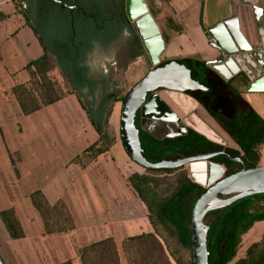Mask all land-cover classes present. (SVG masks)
Here are the masks:
<instances>
[{"label": "trees", "instance_id": "obj_1", "mask_svg": "<svg viewBox=\"0 0 264 264\" xmlns=\"http://www.w3.org/2000/svg\"><path fill=\"white\" fill-rule=\"evenodd\" d=\"M22 1L26 4L23 13L26 24L32 22L30 10L33 2H37V8L41 13L50 11L47 0ZM70 2L77 4L80 0H70ZM118 2L119 0H83V9L87 13V23L92 34L97 35V26H109L106 12ZM31 28L34 34H39L33 24ZM38 40L43 54L37 59L29 60L23 67L28 74V80L17 82L11 88V93L24 116L31 115L63 98L62 91L46 77L49 65L50 63L54 65V61L49 56L48 48L42 38L39 37ZM109 41L105 39L104 43L107 44ZM135 54L133 56H136ZM185 62L196 72L195 79L207 88L206 91L196 90L186 94L203 106L237 148L210 141L189 128L185 133L157 139L141 128L136 113L134 125L143 157L149 162H156L161 159L173 160L224 151L231 156L240 157L246 168L256 167L259 161V149L264 142L263 119L251 109L229 82L223 81L217 74L209 71L203 62L190 59H186ZM85 70L84 67L83 88L85 86L86 88L85 91L83 90V97L88 101L87 104L81 103L75 86L67 85L68 93H77L79 105L98 134V139L73 159V162L82 167L93 162L115 144L116 137L108 130V119L113 104L122 101L125 96V94L120 98L116 96L117 91L114 90L113 83L105 75L97 82L86 79ZM77 75L80 80L82 72L78 70ZM97 84L101 86L102 101L99 103L88 100L89 96L94 95ZM211 162L223 166L224 172H220V177L239 169L238 163L221 155L212 158ZM196 163L190 165L192 167L190 171L195 174L198 182L205 185L202 170L195 165ZM160 176L168 178L162 179ZM126 181L145 206L152 230L123 238L121 240L123 250L132 251L136 264H190V211L203 191L202 186L192 182L183 167L144 170L143 173L132 172L126 175ZM29 200L40 215L45 235L67 233L75 228L71 211L64 201L57 200L51 204L40 190L31 192ZM204 219L208 225L206 241L209 264L231 262V264H264V232L258 240L246 247L243 256L235 259L242 236L254 223L264 220V193L250 195L224 208L209 211ZM0 220L12 239L24 237L21 224L12 208L0 210ZM78 255L80 264H120L112 237H105L82 246ZM56 264H72V261L66 259Z\"/></svg>", "mask_w": 264, "mask_h": 264}, {"label": "rangeland", "instance_id": "obj_2", "mask_svg": "<svg viewBox=\"0 0 264 264\" xmlns=\"http://www.w3.org/2000/svg\"><path fill=\"white\" fill-rule=\"evenodd\" d=\"M12 2L13 9L0 12V22H3L2 26L8 23V25L6 24L8 30H11L12 24L14 25L18 20L21 21L22 19L21 15L23 11L20 0H13ZM124 8L125 1L122 2V0H119L117 10L119 12L124 11ZM150 13L156 21L160 32V18L157 17L158 15L154 11H150ZM6 20L8 21L6 22ZM130 23L132 25V22ZM133 28L136 29L134 23ZM11 36H13V33ZM132 44V50L128 52L129 47L127 41L120 40L118 43L114 44V46H111L108 54L94 58L91 61L92 76L94 79L99 81L104 75L107 76L108 79L110 78L114 90L117 91L116 96L119 98L123 94H126L127 91L152 68L143 45L142 49L144 53L141 51L140 41L136 38ZM134 53H136V56H133ZM14 57L15 56L10 58L7 57V60L9 58L8 61L14 63ZM23 58H27L25 53H23ZM159 61L162 62L161 59H159ZM13 65L14 64L10 66L7 64L6 68L0 66V210L6 208H12L14 210L23 229L24 237L21 239H12L0 220L1 260L4 264H56L63 260L70 259L72 264H80L78 260V251L83 246L81 235L85 228L83 227L82 231H80L81 224L78 223L77 226L79 230L77 229V232L75 231L73 234H71V231L67 233L45 235L43 233L40 215L31 205L28 196L36 184L42 182L44 177L53 173L54 168L59 169L61 167L65 157L60 153L56 158L55 155L51 154V151L55 146L64 147V137L71 132L77 136L83 134L84 119L87 118L86 113L81 106L77 104L72 107L74 110L73 113L69 112L71 111L69 109L60 113L58 111L60 107L54 104L49 107H43L31 115H22L11 93V88L17 82H26L29 77L19 66ZM49 66L50 68L46 72L48 80L62 91L63 97H68L74 101L75 95L68 93V86L64 85L58 76L55 66L51 63ZM100 92L101 86L97 84L94 95L89 96L88 100L95 103L101 102L102 96ZM160 94L165 95L166 92L161 91ZM36 95L38 96V93H36ZM169 95L170 94L167 96ZM188 96L189 99H194L192 96ZM155 101L158 102L157 100ZM83 102L87 104L88 101L83 97ZM121 102L122 101H118L113 104L112 112L108 119V130L116 137L115 144L118 146V151H116V153H121V148L123 149L119 138ZM191 112V109L187 111V113ZM70 113L72 116H69ZM81 114H85V118H83ZM202 114L203 117H206L204 113ZM184 116L187 117L188 114H184ZM140 120L139 116V125L141 123ZM86 123L89 125V120ZM175 123L176 124L173 125L172 123L165 124L161 130H167L168 132L161 134L159 137L162 138L166 136L171 130H173L174 133L176 130L178 131L176 125H178L179 122ZM144 127L149 128L150 125L146 123ZM172 127L174 129H172ZM156 130L157 129H154L153 131ZM55 159H57V161H55ZM195 165L202 170L201 173L203 174V183H205V186L207 183H213L220 178L221 170L217 166L209 164L208 161L197 162ZM183 168L188 174L187 167L183 166ZM144 170L145 169L135 165L130 159L128 160V165L122 169L125 174H131L132 172L143 173ZM160 177H162V179L168 178L167 176ZM129 189L133 193L132 205L135 206V217L137 220L140 218L143 219L144 216H147L146 208L137 198L134 191L131 188ZM48 198L50 197L48 196ZM124 201L126 202L127 200ZM109 211L110 209L108 208L100 213H108ZM90 216V219L94 220V222L95 219H97V221L100 220L99 214L97 213L94 214V216ZM121 216L117 215L115 217L126 220V217ZM114 222L115 227H119L120 220L116 219ZM136 225V229H127L126 232H124L126 236L123 235V238L127 237V235L135 234L136 231L142 230V226L147 228L148 222L140 220V223L137 222ZM263 231L264 220L254 223V225L242 236L235 259L243 256L246 247L251 242L258 240ZM95 237H97V235L94 237L89 236L88 238L93 239ZM121 240V237H118V241L114 240L120 264H136L134 254L132 251L125 252L123 250Z\"/></svg>", "mask_w": 264, "mask_h": 264}, {"label": "crops", "instance_id": "obj_3", "mask_svg": "<svg viewBox=\"0 0 264 264\" xmlns=\"http://www.w3.org/2000/svg\"><path fill=\"white\" fill-rule=\"evenodd\" d=\"M12 1L0 0V12L13 9ZM151 1L154 5L160 7V12L157 13V17L161 20L160 34L164 42V47L159 54V59L162 61L196 60L203 62L205 67L212 72L214 71L206 63L216 58L217 52L211 47V42L207 39L205 30L214 27L218 23L227 21L232 22L233 26L239 30L245 41L250 42L255 40V25L250 9L251 5L248 1L257 2L258 6L262 8L264 25V0ZM2 23L0 22V66L6 68L7 64L10 66L14 64L13 66L17 65L22 68L29 60L41 56L42 48L38 37L31 30V24H26L21 19L16 24H12L11 30H8V23H5V26H2ZM12 33L13 36H11ZM23 53L26 54L27 58H23ZM12 56H15L13 59L14 63L8 61ZM7 57H9L8 60ZM222 80L229 82L231 87L237 91L240 97L264 121V75L257 77L254 81H250L243 74L234 76L229 80ZM167 95L165 94L163 96L164 99L171 104L180 117H183L184 114L190 115L187 111L196 105L187 95L181 93ZM54 104L60 107L58 110L60 113L67 109L73 113L74 110L72 107L75 104L79 105L75 100L73 101L68 97ZM162 106L168 111L165 104L162 103ZM153 112L154 110L147 109L146 115L143 117V122L142 124L140 123L146 132L152 135H161L162 132L164 133L161 128L165 124H176L175 121L172 122V119L168 118L169 115L159 117ZM84 115H82L83 118H85ZM69 116H72L71 113ZM84 120L83 134L77 136L71 132L64 137V147L55 146L51 151V154L55 155L56 158L60 153L65 157L61 167L59 169L54 168L51 175L44 177L43 181L36 184L34 189L31 190V192L40 190L51 204L59 199L66 202L75 222V229L72 230L71 234L75 231L77 232L78 223L81 224L80 231H82L83 227L85 228L81 235L83 246L108 236L117 237V235H125L126 233L124 232L127 229H136V224L137 222L140 223V220L147 221L145 216L143 219L140 218L137 220L133 216L134 213L132 216L126 217V220L115 217L117 215L121 216V212L117 208L119 202H125L124 200H127L126 203L130 207H134L132 205L133 193L129 189L130 187L126 181L127 174L122 171L128 165L129 159L122 148L121 153H116L118 151L117 144H114L107 152L99 155L85 167L73 162V159L78 157L89 145L98 139V134L95 129L86 123L88 119L85 118ZM146 123L151 128L144 127ZM187 123L193 127L201 126L193 118H190ZM154 129L157 130L153 131ZM172 129L174 128L172 127ZM259 153L257 165H264V142L260 146ZM108 208L110 209L108 213H100ZM96 213L99 214L100 220L97 221L95 219L94 222V220L90 219V215L94 216ZM116 219L120 220L119 227L117 228L114 222ZM142 230L148 232L151 228L148 224L147 228L142 226ZM95 235L97 237L93 239L88 238L89 236L94 237Z\"/></svg>", "mask_w": 264, "mask_h": 264}, {"label": "water", "instance_id": "obj_4", "mask_svg": "<svg viewBox=\"0 0 264 264\" xmlns=\"http://www.w3.org/2000/svg\"><path fill=\"white\" fill-rule=\"evenodd\" d=\"M60 7L66 4L56 0ZM253 15L255 25L256 39L250 42L245 41L239 30L233 26L232 22L218 23L214 27L205 30V35L210 40V45L217 52V57L207 61L212 70L224 80H229L234 76L243 74L250 81L264 75V25L263 11L257 2L248 1ZM71 9V6H67ZM125 8L129 21L133 17H141L136 21L138 35L143 39V45L149 52V61L152 68L138 80L125 94L119 116V138L124 152L128 158L137 166L145 170L156 169H175L186 166L188 177L192 182L202 186L203 191L193 203L190 211V264H209L206 241L208 225L205 223V215L212 210L221 209L232 202L254 194L264 193V165H257L253 168H246L240 157L231 156L224 151L197 154L176 159H161L156 162H149L141 153V147L137 130L134 125V116L136 111L141 110V124L146 115V106H154L157 100L159 104H165L168 108V117L179 122L178 131L167 134L164 137H173L186 132V129H192L205 138L215 143L230 148H237V145L227 135V133L209 116L202 105L195 99V107L187 117L177 115L171 104L167 103L164 95L166 94H186L191 91H206L207 88L196 80V72L188 65L185 60H166L159 61V54L163 50L164 42L160 35L159 28L148 12V8L143 0H125ZM149 95L147 102L144 100ZM189 97V96H188ZM155 113V112H154ZM207 117H203V114ZM191 115L196 116L201 122L206 124L210 130L209 133L199 131L187 123V118ZM140 124L141 128L143 126ZM179 126V127H178ZM146 131V130H145ZM150 134V133H149ZM152 135V134H151ZM161 139L157 135H152ZM163 138V137H162ZM227 142V143H224ZM230 143V144H229ZM221 155L224 158L239 164V169L231 174L221 176L213 183H207L206 186L198 182L195 174L191 173V164L194 162H206L217 166L221 173L224 172L223 166L211 162L215 156ZM189 165V167H188ZM0 264H4L0 257Z\"/></svg>", "mask_w": 264, "mask_h": 264}, {"label": "flooded vegetation", "instance_id": "obj_5", "mask_svg": "<svg viewBox=\"0 0 264 264\" xmlns=\"http://www.w3.org/2000/svg\"><path fill=\"white\" fill-rule=\"evenodd\" d=\"M56 1H60L61 3L66 4V6L62 8L57 2L51 3L47 0V2L50 4V11L44 13H41L37 8V2H33L30 10L32 22L30 21L28 24H31V27L33 24L38 29L39 34L35 35L38 38L41 37L46 47L48 48L49 56L51 57L52 61H54L55 70L58 76L60 77L64 85L75 86V90L78 91L77 93L80 95V101L83 104V90L85 91L86 88V86L83 88V68L85 67L86 69L85 78L97 82V80H95L92 76L91 61L94 58L101 57L104 54H108L111 46H114V44L118 43L120 40L127 41L129 52L130 50H132V43L136 38L140 41L141 51L144 53L142 49V43L139 35L137 34L127 17L126 8H124V11L119 12L117 10L116 4L111 10H108V12H106V15L107 18H109L107 21L109 23V26H97V35H94L92 34L91 29L88 27V18L87 13L83 9V0H80V2L77 4L71 3L70 0ZM123 1L125 0H122V2ZM143 1L146 4L149 13L150 11H154L156 14L160 12V7L154 5L151 0ZM20 3L22 5L23 11L21 17L25 21L23 13H25L24 10L26 9V4L22 0H20ZM67 6H71L72 8L68 9ZM101 13L103 15V12ZM105 39H109V43L105 44ZM21 69L24 70L23 67ZM78 70L82 72L80 80H78ZM77 93H73L72 95H75L74 100L79 104ZM149 95L150 94H148L145 98L144 104L147 102ZM152 106L153 105H151L150 107L146 106L145 111L147 109H150L154 110L155 114H157L159 117L168 116L169 113L167 109L162 106V104L155 103L154 106ZM136 113L138 115V118L140 116V119L142 120L140 108L136 111ZM117 208L119 209L123 217L132 216L133 213V216H135V206L130 207L126 202H119L117 204ZM145 217L151 228L147 216ZM142 232L147 231L140 230V232L138 231V233L135 234H139ZM108 237H112L114 240L118 241V237H121L123 239L124 236L117 235V237Z\"/></svg>", "mask_w": 264, "mask_h": 264}, {"label": "bare ground", "instance_id": "obj_6", "mask_svg": "<svg viewBox=\"0 0 264 264\" xmlns=\"http://www.w3.org/2000/svg\"><path fill=\"white\" fill-rule=\"evenodd\" d=\"M141 17V15L140 16H138V17H133L131 20H130V22H132V26H133V23L135 24V26H136V29H135V31L137 32V34H138V30H137V24H136V21L139 19ZM135 28V27H134ZM139 38L141 39V41H142V45H143V39L139 36ZM143 48H144V50L146 51V53H147V55H148V58H149V52H148V50L144 47V45H143ZM150 60V59H149ZM169 118V117H168ZM167 118V119H168ZM173 118V117H172ZM171 118V119H172ZM190 118H193V119H195V120H197L198 121V123L201 125V126H197V127H194L195 129H197V130H201V131H204V132H207V133H209L210 132V130H209V128H208V126L206 125V124H204L203 122H201L196 116H193V115H191L189 118H187L186 120L188 121ZM174 121V119H172V122ZM167 125V124H166ZM171 130V129H170ZM168 131L167 130H165L164 131V133H162V134H165V133H167ZM173 132V130H171V131H169V133H172ZM168 133V134H169ZM157 135V134H156ZM157 136H161V135H157ZM200 162H202V161H200ZM195 163V162H194ZM201 183V182H200Z\"/></svg>", "mask_w": 264, "mask_h": 264}]
</instances>
